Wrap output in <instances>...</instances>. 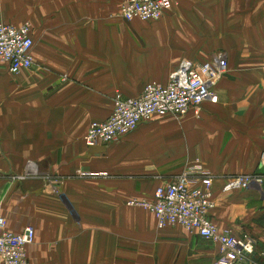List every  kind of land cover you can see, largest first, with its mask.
Returning a JSON list of instances; mask_svg holds the SVG:
<instances>
[{
	"label": "crops",
	"instance_id": "1",
	"mask_svg": "<svg viewBox=\"0 0 264 264\" xmlns=\"http://www.w3.org/2000/svg\"><path fill=\"white\" fill-rule=\"evenodd\" d=\"M124 2L0 0V22L29 23L34 43L32 69L15 75L0 62L7 230L35 229L30 264H212L217 246L180 226L159 229L153 213L129 205L201 167L214 177L215 224L257 237L260 258L264 190L224 185L264 174V0H179L157 22L123 20ZM219 53L228 72L199 115L155 118L118 143L86 145L117 94L138 97L148 84H169L183 59Z\"/></svg>",
	"mask_w": 264,
	"mask_h": 264
},
{
	"label": "built area",
	"instance_id": "2",
	"mask_svg": "<svg viewBox=\"0 0 264 264\" xmlns=\"http://www.w3.org/2000/svg\"><path fill=\"white\" fill-rule=\"evenodd\" d=\"M179 0H125L121 16L127 22H157L163 19ZM29 23L16 26L0 22V62L19 75L33 67V38ZM228 72L225 53L211 61L195 63L183 59L171 75L170 83L148 84L142 94L124 98L117 94L113 111L103 122H92L84 138L86 145L96 147L120 142L143 122L155 118L182 119L191 111L199 115L207 101L216 97L215 89ZM264 168V153L261 157ZM35 177V167L28 170ZM82 176L88 175L83 173ZM214 177L205 169L195 167L183 172L170 184L159 187L151 199H132L129 205L154 214L159 229L182 227L190 234L217 246L218 257L212 264H262L256 258L259 241L249 233L242 237L230 230H221L213 220L215 210ZM264 190V174H240L227 179L226 192ZM35 229L27 227L21 233L7 230L0 212V264H30L27 249L35 242Z\"/></svg>",
	"mask_w": 264,
	"mask_h": 264
},
{
	"label": "trees",
	"instance_id": "3",
	"mask_svg": "<svg viewBox=\"0 0 264 264\" xmlns=\"http://www.w3.org/2000/svg\"><path fill=\"white\" fill-rule=\"evenodd\" d=\"M255 257H256V258H258V256H257V255H256Z\"/></svg>",
	"mask_w": 264,
	"mask_h": 264
},
{
	"label": "rangeland",
	"instance_id": "4",
	"mask_svg": "<svg viewBox=\"0 0 264 264\" xmlns=\"http://www.w3.org/2000/svg\"><path fill=\"white\" fill-rule=\"evenodd\" d=\"M176 120H181V119H176Z\"/></svg>",
	"mask_w": 264,
	"mask_h": 264
}]
</instances>
